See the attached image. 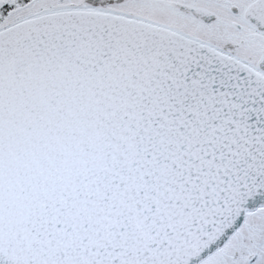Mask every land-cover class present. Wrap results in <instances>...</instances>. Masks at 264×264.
Returning <instances> with one entry per match:
<instances>
[{
  "label": "snow or ice",
  "instance_id": "1",
  "mask_svg": "<svg viewBox=\"0 0 264 264\" xmlns=\"http://www.w3.org/2000/svg\"><path fill=\"white\" fill-rule=\"evenodd\" d=\"M0 264H264V0H0Z\"/></svg>",
  "mask_w": 264,
  "mask_h": 264
}]
</instances>
